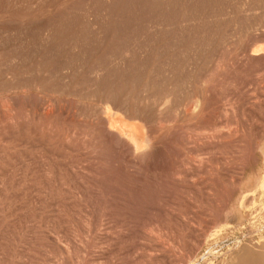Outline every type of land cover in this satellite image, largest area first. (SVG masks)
Masks as SVG:
<instances>
[{"label":"rangeland","instance_id":"374dc122","mask_svg":"<svg viewBox=\"0 0 264 264\" xmlns=\"http://www.w3.org/2000/svg\"><path fill=\"white\" fill-rule=\"evenodd\" d=\"M261 246L264 0H0V264Z\"/></svg>","mask_w":264,"mask_h":264},{"label":"bare ground","instance_id":"6f19581e","mask_svg":"<svg viewBox=\"0 0 264 264\" xmlns=\"http://www.w3.org/2000/svg\"><path fill=\"white\" fill-rule=\"evenodd\" d=\"M84 1V0H83ZM106 1V0H105ZM196 1V0H195ZM194 0H193V2H195ZM109 3V2H108ZM114 3V2H113ZM168 3V2H167ZM151 4V3H150ZM126 6V5H125ZM132 6V5H131ZM151 7V6H150ZM193 8V7H192ZM129 9V8H128ZM145 9V8H144ZM167 12V11H166ZM141 13V12H140ZM171 14V13H170ZM109 17H111V16H109ZM106 19V18H105ZM108 19V18H107ZM159 19V18H158ZM188 20V19H187ZM117 23V22H116ZM59 25V24H58ZM97 25V24H96ZM63 27V26H62ZM145 27V26H144ZM170 27V26H169ZM172 27V26H171ZM91 28V27H90ZM110 28V27H109ZM119 28V27H118ZM132 28V27H131ZM118 32V31H117ZM124 32V31H123ZM133 33V32H132ZM233 35V34H232ZM132 38V37H131ZM157 39V38H156ZM174 39V38H173ZM72 40V39H71ZM88 40V39H87ZM89 41V40H88ZM128 41V40H127ZM150 41V40H149ZM169 42V41H168ZM173 42V41H172ZM152 43V42H151ZM86 44V43H85ZM81 46V45H80ZM167 46V45H166ZM117 47V46H116ZM115 47V48H116ZM170 47V46H169ZM129 48V47H128ZM166 49V48H165ZM84 50V49H83ZM129 50V49H128ZM137 50V49H136ZM154 50V49H153ZM99 51H100V49H99ZM140 51V50H139ZM132 52V51H131ZM134 52V51H133ZM143 52V51H142ZM167 52V51H166ZM153 53V52H152ZM150 54V53H149ZM145 55H147V54H145ZM132 56V55H131ZM148 58V57H147ZM169 59V58H168ZM171 59V58H170ZM143 60V59H142ZM141 60V61H142ZM68 62V61H67ZM136 62H138V61H136ZM141 63V62H140ZM138 64V63H137ZM164 64V63H163ZM143 66V65H142ZM145 66V65H144ZM72 67V66H71ZM121 67V66H120ZM124 66H122V68H123ZM162 67V66H161ZM177 68V67H176ZM125 69V68H124ZM109 70V69H108ZM135 70V69H134ZM112 73V72H111ZM123 73V72H122ZM172 73V72H171ZM13 76V75H12ZM11 76V77H12ZM131 77V76H130ZM73 79V78H72ZM131 79V78H130ZM119 81V80H118ZM129 82V81H128ZM67 83V82H66ZM93 83V82H92ZM113 84H114V82H113ZM118 84V83H117ZM128 84V83H127ZM126 84V85H127ZM88 85V84H87ZM90 85V84H89ZM120 85H122V84H120ZM48 86V85H47ZM119 86V85H118ZM117 86V87H118ZM120 87V86H119ZM96 88V87H95ZM114 89V88H113ZM128 89V88H127ZM104 90V89H103ZM126 92V91H125ZM111 93V92H110ZM109 94V93H108ZM112 94V93H111ZM114 94V93H113ZM120 94V93H119ZM117 95V94H116ZM171 95V94H170ZM119 96V95H118ZM97 97V96H96ZM107 97V96H106ZM142 98H144V97H142ZM117 100V99H116ZM115 100V101H116ZM110 101H112V100H110ZM115 101H113V102H115ZM198 101V100H197ZM125 105V104H124ZM128 105V104H127ZM166 105V104H165ZM114 106V105H113ZM167 106V105H166ZM106 108V107H105ZM120 108V107H119ZM119 108H118V110H119ZM122 108V107H121ZM150 108V107H149ZM157 108V107H156ZM167 108V107H166ZM126 109H127V106H126ZM134 109V108H133ZM136 109V108H135ZM140 109V108H139ZM127 111V110H126ZM145 111V110H144ZM153 111V110H152ZM121 112V111H120ZM163 112V111H162ZM135 113V112H134ZM182 114V113H181ZM100 115V114H99ZM103 115V114H102ZM149 115V114H148ZM158 115V114H157ZM163 116V115H162ZM102 117V116H101ZM113 117V116H112ZM141 117V116H140ZM140 117H139V119H140ZM187 117V116H186ZM94 118V117H93ZM105 119H108V116H106L105 115V117H104ZM156 118V117H155ZM158 118V117H157ZM98 119H99V117H98ZM102 119H103V117H102ZM122 120H123V118H122ZM105 122H106V120H104ZM108 121V120H107ZM124 121H126V120H124ZM124 121H121V122H123L122 124L123 125H121V127H123L124 126ZM134 121V120H133ZM160 121V120H159ZM169 121H170V119H169ZM109 122V121H108ZM127 122V121H126ZM135 122V121H134ZM145 122V121H144ZM89 123H90V121H89ZM99 122H97V124H98ZM107 123V122H106ZM110 123L112 124V122L110 121ZM156 123V122H155ZM170 123H171V121H170ZM94 124V123H93ZM105 124V123H104ZM109 124V123H108ZM144 124V123H143ZM91 126H93L92 124H90ZM162 126V125H161ZM145 127V126H144ZM123 128H125V127H123ZM130 127H128V129H129ZM146 128V127H145ZM109 131H112L113 133L114 132H116V129H114L113 128V126H109ZM127 129V130H128ZM118 130V129H117ZM122 130V129H121ZM126 130V129H125ZM130 130V129H129ZM133 131V130H132ZM117 134H119L118 136H120V137H123V135L121 134V133H119V132H116ZM137 133V132H136ZM116 134V135H117ZM125 134H126V132H125ZM129 134H131V133H129ZM128 135V134H127ZM126 136V135H125ZM129 136H131V135H129ZM139 137V136H138ZM134 138V137H133ZM132 138V139H133ZM140 138V137H139ZM122 139H127V138H122ZM135 139H137V138H135ZM146 139V138H145ZM134 140V139H133ZM147 140V139H146ZM137 141V140H136ZM127 142H129V140H127ZM130 143V142H129ZM132 143L133 142H131V145H132ZM137 143V142H136ZM130 145V146H131ZM136 145V144H135ZM139 145V144H138ZM138 145H137V148H138ZM133 146V145H132ZM142 146V145H141ZM118 147V146H117ZM139 147H140V145H139ZM135 149H137L136 148V146L134 147ZM150 150V149H149ZM124 151V150H123ZM136 151H138V150H136ZM136 151H134V152H136ZM140 151H142V150H140ZM140 153V152H139ZM126 154V153H125ZM147 154V153H146ZM139 156V155H138ZM141 156V155H140ZM136 158V157H135ZM141 158V157H140ZM147 159V158H146ZM143 166V165H142ZM259 248V247H258ZM261 249H260V252L262 253V255L258 258V260H256V261H254L256 264H264V246H261L260 247ZM256 253V252H255ZM255 256V255H254ZM253 256V254H252V257H254ZM246 257V256H245ZM251 257V256H250ZM253 259V258H252ZM249 260V259H248ZM250 262V261H249ZM248 262V263H249ZM251 263H252V261H251ZM250 264V263H249Z\"/></svg>","mask_w":264,"mask_h":264}]
</instances>
